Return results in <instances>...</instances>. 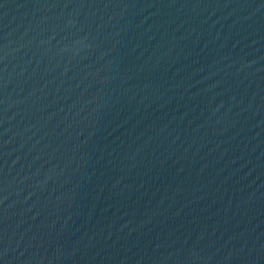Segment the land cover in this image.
Masks as SVG:
<instances>
[{
  "label": "water",
  "instance_id": "water-1",
  "mask_svg": "<svg viewBox=\"0 0 264 264\" xmlns=\"http://www.w3.org/2000/svg\"><path fill=\"white\" fill-rule=\"evenodd\" d=\"M0 264H264V0H0Z\"/></svg>",
  "mask_w": 264,
  "mask_h": 264
}]
</instances>
